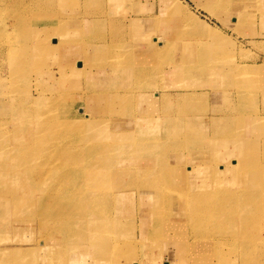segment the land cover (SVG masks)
I'll list each match as a JSON object with an SVG mask.
<instances>
[{
	"label": "rangeland",
	"instance_id": "rangeland-1",
	"mask_svg": "<svg viewBox=\"0 0 264 264\" xmlns=\"http://www.w3.org/2000/svg\"><path fill=\"white\" fill-rule=\"evenodd\" d=\"M26 1L25 6L19 0H0V31H5L0 32V77L9 72L8 79L0 78L3 84L0 86V126H3L0 128V186L15 187L13 192H5L7 198H0V264H170L173 254L181 264H188V259L192 262L195 259V264H264V68L255 75L238 73L242 66L256 69L264 65V0H230L233 9L229 10L233 12L228 13L224 22L197 8L192 1L183 0L195 20L178 21L174 17L169 23L158 16L162 13L163 0H38L34 6L32 1L31 4ZM238 8L241 18L235 12ZM154 14L157 19L153 33L149 29L137 32L126 18ZM81 17L85 20L80 22ZM61 19L62 26L71 35L62 44L68 51L84 50L91 64L75 75L61 69L56 63V54H34L36 39L32 29L46 24L57 28ZM166 25L169 29L165 35L162 32ZM211 29L217 30V38L207 34ZM142 32L149 34L151 47L147 49L140 48L144 40ZM153 35H163V41H168L169 47L161 56L151 52L153 45L157 46ZM9 39L21 40L19 43L23 45L22 52L14 45L12 52L19 56L12 65L8 61L13 57L4 53ZM61 39L58 34L49 42ZM106 41L112 42L111 49ZM61 50L62 47L55 52ZM13 64L20 73L15 77L10 68L7 71V66L13 67ZM92 92L102 94L93 104L85 94ZM34 98L39 99L35 111L31 101ZM22 106L26 113L20 110ZM87 117L97 118L98 122L94 126L83 123ZM102 119L107 125L101 124ZM38 134L41 138L37 139ZM75 144L88 147H79L84 148L79 158L71 155L76 151ZM225 144L228 147L246 145L241 169L244 171L240 174L246 184L244 194L249 199L218 200L216 207L221 209V215L215 220L233 221V229L238 228L243 238L237 242L224 229L203 234L183 223L177 229H169L168 224L174 226L183 216L175 212H179L182 204L175 199L180 195L177 188L180 183L186 186L189 182L194 186L190 193L212 192L218 196L236 186L231 176L212 186V179L202 175L205 169H219L221 165L216 168L213 152ZM29 145L38 146V151L29 153L32 149ZM147 146L157 152L139 153L138 150ZM18 147L23 158L15 152ZM160 169L165 178H160ZM186 171L190 173L188 181H175V173L184 172V175ZM142 174H149L153 179L139 180ZM167 177L168 185L173 186L161 204L156 199L163 197V187L167 184L161 183L168 181ZM198 183L203 187H197ZM32 185L36 187L31 188ZM15 195L31 198L15 201ZM88 200L91 203L86 205ZM198 202V199L194 201ZM162 206L165 212L161 213L158 228L162 232L144 240L147 236L134 224L139 227L143 220L148 228L144 217L152 219V211H161ZM89 208L96 215L103 209L106 216L99 224L110 234L108 244L112 247L106 248L101 256L88 243ZM203 208L207 211L214 206ZM241 208L245 219L242 223L237 217ZM198 210V205L192 206V211ZM142 212L146 214L143 219ZM121 222L125 225L133 222V227L119 234L116 227ZM149 228L153 229L151 221ZM213 234L215 242L206 238ZM180 240L188 246L184 243L182 249L178 245ZM207 256L210 262H205ZM150 257L154 259L149 261Z\"/></svg>",
	"mask_w": 264,
	"mask_h": 264
},
{
	"label": "bare ground",
	"instance_id": "bare-ground-1",
	"mask_svg": "<svg viewBox=\"0 0 264 264\" xmlns=\"http://www.w3.org/2000/svg\"><path fill=\"white\" fill-rule=\"evenodd\" d=\"M5 1H8V0H5ZM19 1H22L21 2V4H24L25 6H26V4H25V2H27L26 0H19ZM30 1H32V3H33V6L35 5V3L38 1V0H29V2ZM49 1V0H48ZM112 1V0H111ZM130 1V0H129ZM190 1H192L193 2V4L197 7V8H202V9H204L205 11H207L210 15H214V16H216L217 17V19L218 20H220L221 22H224V21H226L225 19H226V17H227V15H229L228 13L229 12H233L232 10H229L230 9V7L232 8L233 6H231V4H229L230 3V0H190ZM233 1V0H232ZM240 1H242V0H240ZM246 1V0H245ZM3 2V1H2ZM16 2V1H15ZM52 2V1H51ZM80 2V1H79ZM128 2V1H127ZM134 2V1H133ZM140 2V1H139ZM154 2V1H153ZM48 3V2H47ZM50 3V2H49ZM73 3H75V2H73ZM91 3V2H90ZM122 3V2H121ZM141 3V2H140ZM243 3V2H242ZM9 4V3H8ZM19 4V3H18ZM30 4H31V2H30ZM39 4V3H38ZM37 4V5H38ZM131 4H132V2H131ZM156 4V3H155ZM240 4V3H239ZM52 5V4H51ZM58 5V4H57ZM68 5V4H67ZM81 5V4H80ZM7 6V5H6ZM21 6V5H20ZM53 6H54V4H53ZM70 6V5H69ZM78 6V5H77ZM129 6V5H128ZM30 7V6H29ZM41 7H42V5H41ZM45 7V6H44ZM110 7V6H109ZM152 7V6H151ZM49 8H51V7H49ZM54 8V7H53ZM61 8V7H60ZM21 9V8H20ZM34 9V8H33ZM32 9V10H33ZM48 9V8H47ZM233 9V8H232ZM7 10V9H6ZM16 10V9H15ZM18 10V9H17ZM28 10V9H27ZM63 10V9H62ZM156 10V9H155ZM236 10V9H235ZM21 11V10H20ZM36 11V10H35ZM38 11V10H37ZM51 11V10H50ZM86 11V10H85ZM99 11V10H98ZM106 11V10H105ZM139 11V10H138ZM141 11V10H140ZM150 11H152V10H150ZM74 12V11H73ZM72 12V13H73ZM83 12V11H82ZM114 12V11H113ZM162 13H160L158 16H160V18L161 19H163V21L164 22H166V23H169V22H167L169 19H170V21H171V19L172 18H177L178 19V21H181V20H184V21H187V22H191V20H195L194 19V17H193V15H192V13L189 11V8L187 7V5L186 4H184L183 3V0H163V8H162V11H161ZM235 12H238V14H239V17L241 16L240 14L242 13L241 12V10L238 8ZM21 13V12H20ZM39 13V12H38ZM49 13V12H48ZM47 13V14H48ZM67 13V12H66ZM98 13V12H97ZM102 13V12H101ZM155 13V12H154ZM34 14V13H33ZM35 14H37V13H35ZM79 14V13H78ZM145 14V13H144ZM51 15V14H50ZM103 15V14H102ZM105 15V14H104ZM143 15V14H142ZM155 15V14H154ZM34 16V15H33ZM37 16V15H36ZM41 16V15H40ZM53 16V15H52ZM118 16V15H117ZM121 16V15H120ZM151 16V15H150ZM150 16H138V15H135V16H131V17H128V16H126V18H128V19H130V24L133 26V29H135L137 32H141V30L142 31H144V30H148V31H150V33H153L154 31H156V23H155V21H156V19H157V15H155V16H153V17H150ZM46 17V16H45ZM74 17V16H73ZM95 17V16H94ZM125 17V16H124ZM101 18V17H100ZM111 18V17H110ZM125 18V19H126ZM241 18V17H240ZM13 19V18H12ZM85 20V17H81L78 21H84ZM101 20V19H100ZM13 21V20H12ZM102 21V20H101ZM106 21V20H105ZM118 21V20H117ZM161 21V20H160ZM160 21H158V22H160ZM16 22V21H15ZM94 22V21H93ZM113 22V21H112ZM192 22H194V21H192ZM62 23H64L63 22V20L61 19V24L59 25V27H57V28H59V29H57V28H55L54 26H50V25H44V26H40V27H34L33 29H32V33L34 34V37H35V39H36V44L34 45L35 47H34V51H35V55L37 56V54H38V56L39 55H41V56H48V55H55L56 54V58H57V61H56V63H58L59 65H60V67H61V69H65V70H67V72H68V70L69 71H71V74L72 75H75V74H78V73H80L82 70H84L85 68H86V66L89 64V65H91L89 62L90 61H88L89 60V57H87V54L85 53V51L84 50H79V49H77V50H69L68 51V49L69 48H67V46H66V48H65V46L62 44V42H65V41H69V39H71V35L69 34L70 33V30L66 27H64V26H62ZM99 23V22H98ZM97 23V24H98ZM161 23H162V21H161ZM198 23V22H197ZM93 24V23H92ZM29 25V24H28ZM64 25V24H63ZM94 25V24H93ZM109 25V24H108ZM181 25V24H180ZM199 25H201V24H199ZM193 26V25H192ZM95 27H96V25H95ZM103 27L104 26H102V29H103ZM109 27V26H108ZM22 28H23V26H22ZM196 28V27H195ZM101 29V28H100ZM168 27H167V25L165 26V28H164V30H163V34H165L166 35V31H168ZM191 29V28H190ZM59 30V31H58ZM110 30V29H109ZM117 30V29H116ZM20 31V30H19ZM28 31V30H27ZM108 31V30H107ZM122 31V30H121ZM121 31H120V33H121ZM194 31V30H193ZM0 32H5L4 30L3 31H0ZM89 32V31H88ZM131 32V31H130ZM126 33V32H125ZM156 33V32H155ZM24 34H26V33H24ZM58 34H60L61 35V37H62V39L61 40H55V41H53L52 43H50L49 42V40H50V38H52V37H54L55 38V36L56 35H58ZM69 34V35H68ZM97 34V33H96ZM103 34V33H102ZM122 34V33H121ZM211 38H217L216 37V34H217V30H215V29H211V30H209L208 31V33H207ZM6 35V34H5ZM23 35V34H22ZM21 35V36H22ZM110 35V34H109ZM20 36V35H19ZM108 36V35H107ZM120 36V35H119ZM141 36L143 37V42H145V41H147V42H145V44L142 42L141 43V45H140V48H145V49H147V47H151V45H150V42H149V39H147V38H149V34H146V33H144V32H142L141 33ZM3 37V36H2ZM11 37V36H10ZM113 37V36H112ZM7 38V37H6ZM120 38H121V36H120ZM8 39V38H7ZM112 39V38H111ZM118 39V38H117ZM2 40H4V39H2ZM1 40V42H4V41H2ZM112 40H114V39H112ZM152 40L155 42V43H157V46L155 47L154 45H153V47H152V49L153 50H151V52L153 51V53H154V51H155V53H157L159 56H161L163 53H164V51L169 47V45H168V41H163V35H161V37H155V35H153V37H152ZM7 41V40H6ZM15 41V39H12V40H10L9 39V44H8V46L5 48L6 50H5V52L3 51V50H1V51H3L5 54H9V55H11L13 58H12V60H10L9 59V61H8V63H11V65H12V63H14L15 61H16V59L18 58V56H17V54H16V52L15 53H13L12 51V49L13 48H15V46L14 45H17V47H16V49H17V51H19V52H22V50H23V45H21V43H19V42H21V40H16V42H14ZM117 42V41H116ZM123 42H124V40H123ZM106 44H107V46L109 47V49H111L112 47V42L110 41V42H108V41H106L105 42ZM119 43H121V42H119ZM135 42L134 41H132V40H130V44H133V45H135L134 44ZM258 43V42H257ZM80 44V43H79ZM125 44V43H124ZM128 44V43H127ZM129 44V45H130ZM261 44V43H260ZM63 45V46H62ZM143 45H145V46H143ZM123 46V45H122ZM61 47H62V50L61 51H59V52H55L57 49H61ZM263 47V46H262ZM2 48H3V45H2ZM116 48V47H115ZM115 48H114V50H112V51H115ZM260 48V47H259ZM149 49H151V48H149ZM119 50V49H118ZM194 50V49H193ZM24 52V51H23ZM148 52V51H147ZM194 52V51H193ZM33 53V52H32ZM219 53V52H218ZM145 54V53H144ZM113 55V54H112ZM115 55V54H114ZM157 55V56H158ZM117 56H119V55H116V57ZM121 56V55H120ZM147 56V55H146ZM3 57V56H2ZM7 57V56H6ZM113 58H116V57H114V56H112ZM165 57V56H164ZM107 58V57H106ZM119 58V57H118ZM167 57H165V59H166ZM40 59V58H39ZM43 59V58H42ZM117 59V58H116ZM112 60V59H111ZM122 60V59H121ZM77 61H79V63H76ZM109 61H110V59H109ZM113 61V60H112ZM129 61V60H128ZM121 62V61H120ZM126 62V61H125ZM125 62H123V63H125ZM113 63V62H112ZM131 63V62H130ZM1 64V63H0ZM5 64V63H4ZM105 64V63H104ZM107 64V63H106ZM114 64H115V62H114ZM120 64V63H119ZM122 64V63H121ZM11 65H8L7 66V71L9 70V68H10V73L11 74H13L14 75V77L15 76H17L16 75V73L19 75L20 73H19V71L17 72V69H16V67L14 66V64H13V67L11 66ZM88 65V66H89ZM118 65V64H117ZM174 65V64H173ZM115 66V65H114ZM238 66H240V65H238ZM263 66V67H262ZM53 67V66H52ZM58 67V66H57ZM183 67V66H182ZM186 67V66H185ZM240 68V70L238 71V73L240 74V75H242V76H244V75H246V74H248V75H250V74H257V73H261L262 71H263V68H264V65H258V67L256 68V69H253V68H251V67H249V66H242V67H239ZM2 69H5V67H3ZM121 69V68H120ZM185 69V68H184ZM6 70V69H5ZM19 70V69H18ZM1 71V70H0ZM4 71V70H3ZM5 72V71H4ZM36 73V72H35ZM63 73V72H62ZM64 73H66V72H64ZM84 73V72H83ZM184 73V72H183ZM8 74H9V72H8ZM8 74H6V72L4 73V75H1L2 77H0V78H2V79H8L9 77H8ZM40 75V74H39ZM163 76V75H162ZM58 77V76H57ZM56 77V78H57ZM159 77V76H158ZM75 78V77H74ZM140 79V78H139ZM138 79V80H139ZM1 81V80H0ZM57 81V80H56ZM239 82H241V80L239 81ZM1 85H3V84H0V86ZM180 85H183V84H180ZM178 86V85H177ZM7 87V86H6ZM16 89V88H15ZM258 89V88H257ZM184 90V89H183ZM16 91V90H15ZM190 91V90H189ZM188 91V92H189ZM8 92V91H7ZM21 93V92H20ZM78 93V92H77ZM182 93V92H181ZM194 93V92H193ZM9 94V93H8ZM16 94H18V93H16ZM22 94V93H21ZM85 94H87L88 95V99H89V101H91V103L93 104L94 102H96L97 100H99V97H101L102 96V94H99V93H94V92H92V93H85ZM114 94V93H113ZM86 95V96H87ZM101 95V96H100ZM174 95V94H173ZM172 95V96H173ZM34 96V95H33ZM32 96V97H33ZM105 96V95H104ZM110 96V95H109ZM187 96V95H186ZM68 97V96H67ZM25 98V97H24ZM52 98V97H51ZM106 98V97H105ZM110 98V97H109ZM117 98V97H116ZM190 98V97H189ZM10 99V98H9ZM8 99V100H9ZM17 99V98H16ZM97 99V100H96ZM114 99V98H113ZM196 99V98H195ZM39 99L38 98H34L33 100L31 99V101L33 102V104H34V107H33V110L35 111V109L36 108H38L37 107V105H36V103H37V101H38ZM21 101V100H20ZM102 101V100H101ZM13 102H15V100H13ZM48 102V101H47ZM116 102V101H115ZM152 102H153V100H152ZM53 103V102H52ZM3 104V103H2ZM21 104V103H20ZM33 104H32V106H33ZM30 105V104H29ZM52 105V104H51ZM54 105V104H53ZM75 105V104H74ZM86 105V104H85ZM118 105V104H117ZM171 105V104H170ZM12 106V105H11ZM15 106H16V104H14V107L12 108V109H14L15 108ZM19 106V105H18ZM90 106V105H89ZM156 106V105H155ZM174 106V105H173ZM56 107V106H55ZM186 107V106H185ZM76 108V107H75ZM126 108V107H125ZM29 109V108H28ZM55 109V108H54ZM141 109V108H140ZM170 109H171V107H170ZM20 110L21 111H23L24 113H26V111L24 110V107L22 106L21 108H20ZM73 110V109H72ZM75 110V109H74ZM164 110V109H163ZM190 110V109H189ZM30 111H32V110H30ZM47 111H48V109H47ZM47 111H46V113H47ZM50 111V110H49ZM76 111V110H75ZM91 111V110H90ZM94 111V110H93ZM100 111V110H99ZM98 111V112H99ZM154 111V110H153ZM173 111V110H172ZM184 111V110H183ZM28 112V111H27ZM23 113V114H24ZM45 113V112H44ZM79 113V112H78ZM78 113H76V114H78ZM9 114V113H8ZM38 114L40 115V112L38 111ZM42 114H43V112H42ZM86 114L87 115H90L87 111H86ZM93 114V113H92ZM186 114V113H185ZM44 115V114H43ZM133 115V114H132ZM137 115V114H136ZM162 115V114H161ZM174 115V114H173ZM182 115V114H181ZM193 115V114H192ZM28 116V115H27ZM27 116L25 117V118H23L24 120H25V122H26V120H27ZM32 116V115H31ZM79 116H81V115H79ZM118 116V115H117ZM138 116V115H137ZM153 116V115H152ZM170 116V115H169ZM16 117V116H15ZM22 117V116H21ZM20 117V118H21ZM34 117V116H33ZM52 117H53V115H52ZM51 117V118H52ZM130 117V116H129ZM146 117V116H145ZM175 117V116H174ZM189 117V116H188ZM195 117V116H194ZM252 117V116H251ZM258 117V116H257ZM18 118V117H17ZM29 118V117H28ZM31 118V117H30ZM111 118V117H110ZM119 118V117H118ZM179 118V117H178ZM177 118V119H178ZM191 118V117H190ZM261 118H259V120H260ZM40 121H41V119H39ZM52 120V119H51ZM123 120V119H122ZM135 120V119H134ZM170 120V119H169ZM262 120V119H261ZM30 121V120H29ZM50 121V120H49ZM102 122H101V124H104V125H107V121L106 120H104V119H102L101 120ZM195 121V120H194ZM199 121V120H198ZM210 121V120H209ZM4 122H7V121H4ZM83 123H86V122H89V124L91 125V126H94L97 122H98V119L97 118H90V117H87V121L84 119L83 121H82ZM180 122V121H179ZM26 123H28V122H26ZM82 123V124H83ZM168 123V122H167ZM170 123V122H169ZM177 123V122H176ZM201 123V122H200ZM205 123V122H204ZM5 124V123H4ZM3 124V125H4ZM44 124V123H43ZM109 124V123H108ZM41 125V124H40ZM164 125V124H163ZM170 125H172V124H170ZM1 126H2V124H1ZM1 126H0V128H1ZM6 126V125H5ZM122 126V125H121ZM133 126V125H132ZM151 126V125H150ZM160 126V125H159ZM167 126V125H166ZM203 126H205V125H203ZM252 126V125H251ZM3 127V126H2ZM6 128V127H5ZM116 128V127H115ZM159 128V127H158ZM161 128V127H160ZM206 128V127H205ZM11 129V128H10ZM141 129V128H140ZM143 129V128H142ZM2 130V129H1ZM125 131V130H124ZM165 131V130H164ZM13 132H14V130H13ZM120 132V131H119ZM134 132V131H133ZM162 132V131H161ZM172 132V131H171ZM170 132V133H171ZM240 132V131H239ZM115 133V132H114ZM165 133V132H164ZM262 133V132H261ZM192 134V133H191ZM201 134L202 133H200V135L198 136V137H200L201 136ZM39 135V134H38ZM135 135V134H134ZM118 136V135H117ZM116 136V137H117ZM133 136V135H132ZM41 138V135H39L38 137H37V139L38 138ZM122 137V136H121ZM197 137V136H196ZM223 137V136H222ZM240 137V136H239ZM254 137V136H253ZM11 138H12V136H11ZM106 138H108V137H106ZM126 138V137H125ZM129 138V137H128ZM193 138V137H192ZM231 138H233V137H231ZM262 138V137H261ZM52 139V138H51ZM159 139V138H158ZM169 139V138H168ZM181 139H183V138H181ZM186 139V138H185ZM184 139V140H185ZM60 140V139H59ZM76 140V139H75ZM118 140V139H117ZM122 140V139H121ZM120 140V141H121ZM150 140V139H149ZM172 140H174V139H172ZM239 140V139H238ZM9 141V140H8ZM36 141V140H35ZM39 141V140H38ZM64 141H66V140H64ZM77 141V140H76ZM119 141V140H118ZM145 141H146V139H145ZM211 141V140H210ZM225 141H229V139H225ZM264 141V140H263ZM29 142V141H28ZM131 142V141H130ZM56 143V142H55ZM126 143V142H125ZM151 143V142H150ZM230 143H231V141H230ZM67 144V143H66ZM99 144V143H98ZM220 144V143H219ZM249 144V143H248ZM102 145V144H101ZM100 145V146H101ZM185 145V144H184ZM221 145H224L223 144V141H222V144ZM226 146L224 147V148H220V149H218V150H216V152L214 153L213 152V155H214V161L216 160V168H217V165L219 164V165H221L220 167H219V169L217 170V169H214V170H207V169H205V170H203V172H202V175L204 174L205 176H206V178L205 179H212L211 180V182H210V184L213 186V185H215L216 183H218V180H220V182L219 183H221L222 182V179L226 176L227 178L228 177H230L231 176V178H232V181H233V183L234 184H236V186L235 187H233L232 186V189H229V190H227L226 191V194L225 195H220V196H218L216 193H212V192H210V193H208V194H206L205 192L204 193H201L200 194V192H198V194H194V193H190V190H191V188L192 187H194V186H191V184L188 182V184L186 185V186H183L182 185V183H180L179 184V186H177V188H178V190H179V196H175V199L176 200H178V203H179V201L180 202H182V204L180 205V209H179V212L176 210L175 212L176 213H182L181 215H183V216H181V219H178L177 220V224H176V222H175V224H174V226H171V224L169 225L168 224V228L169 229H177L178 227H180V225L183 223L184 224V226H187V227H190V228H193L195 231H199L200 233L201 232H203V234H210V233H216V232H218V231H223V229H224V231H226L227 233H229L228 235H232L233 236V239H235V240H237V242L239 241V239L240 238H243V233H239V231H238V228L236 229V230H234L233 228V226L235 225V223H233V221H229V222H225V221H218V220H215V219H217L216 217L217 216H219V215H221V209H219V208H217L216 207V205H217V202H218V200H223V199H228V200H232V201H235V202H243L244 200L243 199H249V197H248V195H247V197H246V194H244L245 193V187H246V184H244V180H241V174L240 173H243V172H240V171H244V170H241L242 168H243V166H244V160H245V153H243V152H245V150H246V145H243V146H241L242 144H238L237 145V147L234 145V146H232V147H228V144H225ZM233 145V144H232ZM19 146V145H18ZM30 146V145H29ZM43 146V145H42ZM67 146V145H66ZM75 146V148H76V151H75V153L77 154V156H76V154L74 153V154H71L74 158H79V157H81L80 156V154H81V152H82V150L84 149H80L79 147H87V144L85 145V146H81V145H74ZM175 146V145H174ZM249 146V145H248ZM248 146H247V149H248ZM30 147H32V149H30V152L29 153H35L36 151H38V149H39V147L38 146H34V145H32V146H30ZM41 147V146H40ZM50 147V146H49ZM89 147H91V146H89ZM185 147V146H184ZM227 147V148H226ZM251 147V146H250ZM41 148H43V147H41ZM56 148V147H55ZM88 148V147H87ZM201 148V147H200ZM226 148V149H225ZM235 148H238V150L237 149H235ZM129 149V148H128ZM127 149V150H128ZM142 149V148H141ZM169 149V148H168ZM173 149V148H172ZM47 150H49V149H47ZM55 150V149H54ZM2 151H3V149H2ZM138 151H140L139 153H141V152H146L147 153V151H149V152H152V153H155V152H157V151H155V149H154V147H150V146H147L144 150L142 149V150H138ZM137 151V152H138ZM182 151V150H181ZM195 151V150H194ZM239 151H241V152H239ZM16 152V154H18V156L20 157V158H23V153H21L22 152V150H21V148H19L18 147V149L15 151ZM45 152V151H44ZM43 152V153H44ZM13 153V152H12ZM12 153H10V154H12ZM43 153H42V155H43ZM46 153V152H45ZM44 153V154H45ZM136 153V152H135ZM139 153H137V154H139ZM257 153H259V152H257ZM3 154V153H2ZM49 154V153H48ZM165 154V153H164ZM171 154V153H170ZM179 154V153H178ZM198 154V153H197ZM196 154V155H197ZM201 154V153H200ZM46 155H47V153H46ZM146 155V154H145ZM183 155V154H182ZM186 155H187V153H186ZM2 156V155H1ZM10 156V155H9ZM172 156V155H171ZM40 158H41V156H40ZM164 158V157H163ZM195 158V157H194ZM45 159H46V157H45ZM54 158H52V160H53ZM233 160V161H230V160ZM35 160H36V158H35ZM38 160V159H37ZM36 160V161H37ZM164 160V159H163ZM47 161V160H46ZM45 162V161H44ZM262 162V161H261ZM128 163V162H127ZM165 163V162H164ZM185 163V162H184ZM1 165V164H0ZM90 165H93V164H90ZM175 165V164H174ZM45 166H47V165H45ZM190 166V165H189ZM188 166V167H189ZM199 166V165H198ZM255 166V165H254ZM93 167H94V165H93ZM151 167V166H150ZM251 167V166H250ZM48 168V170H49V167H47ZM47 168H45L46 169V171H47ZM190 168H191V166H190ZM201 168V167H200ZM40 169V168H39ZM38 169V170H39ZM52 169V168H51ZM147 169V168H146ZM149 169V168H148ZM173 169V168H172ZM197 169V168H196ZM44 170V169H43ZM112 170V169H111ZM154 170H155V168H154ZM193 170H195V169H193ZM42 171V170H41ZM50 171V170H49ZM100 171V170H99ZM170 171V170H169ZM189 171V170H188ZM98 172V171H97ZM158 172H160L159 174L161 175L162 174V171H161V169H160V171H158ZM190 172V171H189ZM189 172H187L186 171V173L183 175V173L182 172H178V174L177 173H175L174 174V179H175V181L177 180H179V181H181L182 179H184V180H186V181H188V179L190 178L189 177V175H190V173ZM192 172V171H191ZM247 172V171H246ZM173 173V172H172ZM31 174V173H30ZM61 174V173H60ZM177 174V175H176ZM197 174V173H196ZM160 175H159V177H160ZM165 175L166 174H164L163 176L161 175V177L160 178H165ZM4 176V175H3ZM41 176V175H40ZM80 176V175H79ZM149 176H151V175H149V174H142L141 175V178L139 179V180H146V181H148V180H152L153 178H150ZM195 176V175H194ZM213 176V177H212ZM244 176V175H243ZM1 177V176H0ZM178 177V178H177ZM27 178V177H26ZM29 178V177H28ZM33 178V177H32ZM168 181H162V185H164V184H167V185H164V187H163V193L161 194L163 197H161V198H158V199H156L159 203H163V201L165 200L164 198H168V196H169V194L167 195V193H169V190H170V188L173 186V185H168V183H170L169 181H170V179L167 177L166 178ZM203 179V178H202ZM209 179V180H210ZM34 180V179H33ZM173 180V179H172ZM131 181H133V180H131ZM193 181V180H192ZM241 181V182H240ZM31 182V181H30ZM43 182V181H42ZM54 182V181H53ZM52 182V183H53ZM69 182V181H68ZM121 182H123V180H121ZM136 182V181H135ZM140 182V181H139ZM199 182V181H198ZM240 182V183H239ZM148 183V182H147ZM153 182H151V184H152ZM254 183V182H253ZM199 185H197V187H199V188H202L203 187V184H201V183H198ZM31 185V184H30ZM49 185H50V183H49ZM190 185V186H189ZM249 185V184H248ZM255 185V184H254ZM69 186V185H68ZM36 186H33L32 185V187L31 188H35ZM253 187V184H252V186H251V188ZM255 188V187H254ZM43 189V188H42ZM46 189V188H45ZM187 189V190H186ZM15 190V187H13V186H11V185H7V184H4L3 186H0V198H7V196H6V194H5V192H13ZM48 190V189H47ZM51 190V189H50ZM41 191V190H40ZM254 191V190H253ZM252 191V192H253ZM43 192V191H42ZM46 192V191H45ZM50 193V192H49ZM52 193V192H51ZM254 193H256V192H254ZM163 194H165V195H163ZM45 195V194H44ZM49 195V194H48ZM155 195V194H154ZM2 196V197H1ZM50 197L52 196V195H49ZM116 196V195H115ZM181 196V197H180ZM35 197H37V196H34V198ZM38 197H40V196H38ZM45 197V196H44ZM180 197V198H179ZM31 198V196H23V195H21V196H19V195H15L14 197H13V199H15V201L17 200V201H23L24 199H30ZM62 198V197H61ZM60 199V198H59ZM58 199V200H59ZM196 199H198L199 200V202L198 203H194V201L196 200ZM160 200V201H159ZM32 201V200H31ZM120 201H122L121 200V197L119 198V203H120ZM58 203V202H57ZM88 203L90 204L91 202H90V200H88V202H86V205H88ZM39 204V203H38ZM226 204V203H225ZM120 205V204H119ZM195 205H198L199 206V210L198 211H196V212H194V211H192V206H194L195 207ZM244 205H246V204H244ZM210 206H214V209H212V210H205L203 207H210ZM88 207V206H87ZM237 208V207H236ZM7 210V209H6ZM204 210V211H203ZM144 212V211H143ZM142 212V215H141V218L143 219V216H146V214L145 213H143ZM163 212H165V208L162 206V210L161 211H157V212H153L152 211V219H150V220H148V218H146V217H144V219L145 220H147L145 223H147L148 222V228L147 227H145V225H144V221L142 220L141 222H140V226L138 227L137 225H135L134 224V226L135 227H137V228H139L140 229V231H141V233H142V235H144V236H147L144 240H146L147 239V241H148V238H150V239H152V237L153 236H156V235H159V230H158V228H159V226H160V222H161V217H162V215H161V213L163 214ZM238 213H237V217L239 218V222L240 223H242L245 219H244V212H243V209L241 208V209H239L238 211H237ZM7 214V213H6ZM111 214V213H110ZM88 215H89V221H88V232H87V237H88V240H89V244H91V245H94L95 246V250L96 251H98L99 252V254H100V256L103 254V251L107 248V249H110L112 246L110 245V244H108V241H109V238H110V234H107L105 231H106V229H104L103 227H101V225L99 224L100 223V220H102L103 218H106V216H104L103 215V209H101V211H100V213L98 214V215H96L95 214V211L94 210H90V208H89V210H88ZM165 217V216H164ZM180 218V217H179ZM225 218H227V217H225ZM111 219V218H110ZM169 219V218H168ZM175 219V218H174ZM113 220V219H112ZM173 220V219H172ZM126 221V220H125ZM150 221H151V225L153 226V229L151 228V230H150ZM174 221V220H173ZM235 221V220H234ZM120 222V221H119ZM131 225H125V224H122V222H121V224H118L117 225V227L116 228H118V231H119V234L120 233H127V231H129L130 229H131V227H133V222L132 223H130ZM9 225V224H8ZM162 225V224H161ZM243 225V224H242ZM84 226V225H83ZM227 226V227H226ZM103 228V229H102ZM190 228H189V230H190ZM4 229V228H3ZM116 229H114L113 231H115ZM193 230V231H194ZM247 230V229H246ZM162 232V231H161ZM160 232V233H161ZM3 233V232H2ZM48 233V232H47ZM1 234V233H0ZM46 234V233H45ZM58 234V233H57ZM132 234V233H131ZM163 234V233H162ZM197 234V233H196ZM47 235V234H46ZM45 235V236H46ZM49 235V234H48ZM189 235V234H188ZM42 236V235H41ZM51 236V235H50ZM125 236V235H124ZM201 236V235H200ZM211 235H208V236H206V238L207 239H213V241L215 242V238H216V236L213 234L211 237H210ZM160 237H162V236H160ZM189 237V236H188ZM4 238V237H3ZM40 238V237H39ZM142 238H144V237H142ZM41 239H43V238H41ZM56 239V238H55ZM194 239V238H193ZM205 239V238H204ZM231 239V238H230ZM87 240V241H88ZM242 240V239H241ZM247 240V239H246ZM69 241V240H68ZM219 241V240H218ZM50 242H52V241H50ZM54 242V241H53ZM62 242V241H61ZM206 242V241H205ZM221 242V241H220ZM1 243V242H0ZM17 243H19V242H17ZM22 243V242H21ZM55 243V242H54ZM60 243V242H59ZM58 243V244H59ZM184 243L185 242H183L182 240H180L179 242H178V245L179 246H182V249L185 247L184 246ZM208 243V242H207ZM219 243V242H218ZM217 243V244H218ZM250 243V242H249ZM38 244V243H37ZM53 244V243H52ZM187 243H185V245H186ZM222 244V243H221ZM73 245H74V243H73ZM177 245V251L179 252V250H180V247ZM241 245H242V243H241ZM143 246V245H142ZM186 246H188V245H186ZM215 246V245H214ZM217 246V245H216ZM234 247V246H233ZM253 247V246H252ZM23 248V247H22ZM25 248V247H24ZM43 248H44V246H43ZM60 248H62V247H60ZM91 248V247H90ZM240 248V247H239ZM20 249V248H19ZM58 249V248H57ZM216 249V248H215ZM41 250V249H40ZM162 250V249H161ZM199 250H201V249H199ZM2 251V250H1ZM4 251V250H3ZM16 251V250H15ZM64 251V250H63ZM184 251V250H183ZM39 252V251H38ZM57 252V251H56ZM177 252V253H178ZM200 252V251H199ZM253 252V251H252ZM261 252V251H260ZM5 253V252H4ZM10 253H11V251H10ZM35 253V252H34ZM239 253H240V251H239ZM255 253V252H254ZM53 254V253H52ZM192 255L194 256V252L191 254V258H192ZM199 255H203V253L202 254H199ZM259 255V254H258ZM206 256V255H205ZM264 256V255H263ZM58 257H59V255H58ZM184 257V256H183ZM240 258V257H239ZM53 259V258H52ZM59 259V258H58ZM154 258L153 257H150V260L149 261H152ZM189 261H188V264H195V262H194V260H193V262H192V260L191 259H188ZM210 260V258L207 256V257H205V262L206 261H209ZM249 260V259H248ZM259 260V259H258ZM228 261V260H227ZM261 261V260H260ZM58 262V261H57ZM75 262V261H74ZM210 262V261H209ZM256 262V261H255ZM259 262V261H258ZM68 263V262H67ZM170 264H181V262H179V260L177 259V257H175V254H173V260H172V263H170ZM185 264H187V262L185 263ZM237 264H239V262H237ZM262 264V263H261Z\"/></svg>",
	"mask_w": 264,
	"mask_h": 264
}]
</instances>
